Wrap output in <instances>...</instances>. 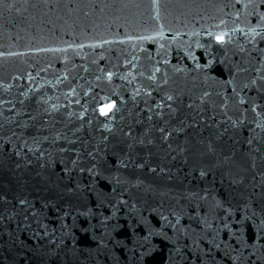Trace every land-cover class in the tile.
Returning a JSON list of instances; mask_svg holds the SVG:
<instances>
[{"label":"water","instance_id":"water-1","mask_svg":"<svg viewBox=\"0 0 264 264\" xmlns=\"http://www.w3.org/2000/svg\"><path fill=\"white\" fill-rule=\"evenodd\" d=\"M0 264H264V0H0Z\"/></svg>","mask_w":264,"mask_h":264},{"label":"snow or ice","instance_id":"snow-or-ice-1","mask_svg":"<svg viewBox=\"0 0 264 264\" xmlns=\"http://www.w3.org/2000/svg\"><path fill=\"white\" fill-rule=\"evenodd\" d=\"M112 108H113L112 104H109L106 107H102L101 108V113L104 114V115H107L108 112H110L112 110Z\"/></svg>","mask_w":264,"mask_h":264}]
</instances>
